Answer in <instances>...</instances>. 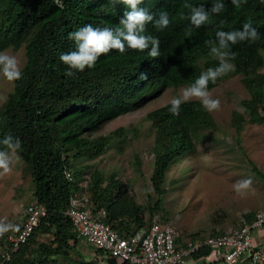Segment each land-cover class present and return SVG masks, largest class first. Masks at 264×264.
Here are the masks:
<instances>
[{"label": "trees", "instance_id": "16d2710c", "mask_svg": "<svg viewBox=\"0 0 264 264\" xmlns=\"http://www.w3.org/2000/svg\"><path fill=\"white\" fill-rule=\"evenodd\" d=\"M215 2L143 0L138 7L157 17L160 12H167L170 19L166 28L157 29L149 23L143 33L159 39L160 56L153 59L148 50L128 49L120 53L113 49L102 55L93 68L72 70L75 74L67 76L70 69L59 57L76 50L69 34L86 24L114 29L129 9L123 4L114 6L112 0H0V52L22 48L25 55L20 68L22 77L12 81V89L0 104V140L9 134L19 138L21 149L16 154L31 173L34 198L47 208L28 240L5 264H47L50 254L64 253L63 247L77 237L63 211L70 195L82 187L93 208H104L106 222L123 235L147 228L154 217L167 222L161 206L166 170L174 159L192 149L202 128L217 127L199 100L182 103L178 116L165 107L169 101L147 112L154 129L150 182L156 197L151 199L152 195L147 194L146 205L138 202L131 185L114 173L105 175L94 167L86 180L82 178L83 168L75 162L103 153L110 143V134L122 137L123 127L108 135L93 136V129L104 121L157 97L167 87L189 86L202 72L217 67L219 61L210 54L207 43L216 41L217 31L240 30L245 23L257 29L259 38L255 42L231 47L236 54L230 61L235 71L210 82L208 90L223 78L240 74L250 94L244 100L246 108L252 119H264L258 112V107L264 109V73L260 70L264 66V0H247L240 8L231 0H223L224 10L211 14L210 23L198 29L182 18L189 13L186 5L203 4L210 10ZM233 115L239 132L243 118L236 111ZM0 150L8 149L0 144ZM65 168L70 170V178L65 176ZM254 168L259 176H264ZM242 217L250 220L254 212ZM38 232L52 233V243L38 242L36 248L31 247L30 241ZM175 241L178 242L176 235ZM96 252L103 256L101 249L96 248ZM210 254V248H203L190 256L211 264L205 261ZM106 261L119 264L109 256Z\"/></svg>", "mask_w": 264, "mask_h": 264}, {"label": "rangeland", "instance_id": "374dc122", "mask_svg": "<svg viewBox=\"0 0 264 264\" xmlns=\"http://www.w3.org/2000/svg\"><path fill=\"white\" fill-rule=\"evenodd\" d=\"M0 53L15 57L19 68L25 62L22 48L17 51L6 48ZM260 70L264 73V66ZM186 87H167L157 97L93 129V136L108 135L119 127L125 132L122 137L110 134V143L99 156L75 162L83 168L82 178L87 180L95 167L105 175L114 173L120 181L128 182L142 205H146L147 194L154 199L156 194L150 182L154 129L147 112L180 96ZM11 89L12 81L0 73V104ZM208 91L213 99L220 101L219 109L210 112L217 127L202 128L194 138L192 149L174 159L164 177L161 206L166 221L175 229L178 243L222 232L237 226L244 213L264 209V176H259L254 168L264 174V119H252L246 108L244 100L250 94L240 74L223 78ZM235 111L243 118L239 132L233 119ZM258 112L264 116L262 107H258ZM247 179H251V186L238 194L234 186ZM32 190L31 173L25 162L16 153L11 154L10 171L0 169V221L23 219L25 206L35 199ZM75 236L76 241L70 239L63 247L64 253L50 254L47 264H107L105 256L99 257L91 244ZM52 241V233L38 232L30 246L36 248L38 242ZM205 261L227 264L220 258L213 260V256ZM185 264L204 262L188 257Z\"/></svg>", "mask_w": 264, "mask_h": 264}, {"label": "built area", "instance_id": "2783aa9c", "mask_svg": "<svg viewBox=\"0 0 264 264\" xmlns=\"http://www.w3.org/2000/svg\"><path fill=\"white\" fill-rule=\"evenodd\" d=\"M64 174L71 177L70 170ZM85 186V184H83ZM23 219L12 223L17 230L0 237V264L10 261L28 240L47 208L36 199L24 209ZM73 230L89 244L101 249L103 256L115 258L119 264H185L194 252L210 248L213 258H221L227 264H264V209L254 211V217L241 216L237 226L181 244L175 241V229L169 222L161 223L157 217L147 228H140L130 235H123L106 222L103 208L95 210L89 203L85 190H77L68 199L63 211Z\"/></svg>", "mask_w": 264, "mask_h": 264}, {"label": "clouds", "instance_id": "9594fccd", "mask_svg": "<svg viewBox=\"0 0 264 264\" xmlns=\"http://www.w3.org/2000/svg\"><path fill=\"white\" fill-rule=\"evenodd\" d=\"M56 2H59V0H56ZM246 2L247 0H231L232 5L236 8H240L242 4ZM112 3L114 6L123 4L129 9L125 11L120 18L118 27L114 29L108 27L94 28L91 24H86L69 34V38L76 44V50L61 53L59 57L70 69L65 73L67 76H73L75 74L72 70L82 72L86 67L93 68L96 61L102 55H107L113 49L120 53H125L128 49L141 52L148 50L149 57L155 59L160 56L159 39L144 35L143 33H145L146 25L149 23L153 24L157 29L166 28L170 23L168 13L160 12L158 17L154 16L148 10L138 7L143 3V0H112ZM186 7L189 8V13L182 18L187 19L191 26L198 29L210 23L211 14H220L224 10L225 4L223 0H216L210 10H206L203 4L199 6L186 5ZM258 38L259 33L251 23H245L240 30L217 31L216 41H208L207 43L211 46L210 54L219 61L218 66L215 68H208L206 71L202 72L191 85L182 90L180 96L172 98L165 107H168L169 112L173 116H178L182 103H187L196 99L201 102L206 111L212 112L218 110L220 101L211 97L208 91L209 83H215L218 78L235 71V65L230 62L234 60L236 56V54L231 51L233 45L245 41L250 43L255 42ZM0 73L9 81H15L22 77L16 58L4 53H0ZM132 108L135 107H131L130 109ZM0 144L8 149V151L0 150V169L10 171L11 154H15L21 149V141L19 138H14L9 134L0 140ZM251 183V179L239 181L234 186V190L238 194H242L243 190L251 186ZM15 230H17L16 225L0 221V237H3V235L9 231ZM94 249L96 248L94 247ZM213 260H216V258H213ZM196 261L201 260L196 259Z\"/></svg>", "mask_w": 264, "mask_h": 264}]
</instances>
